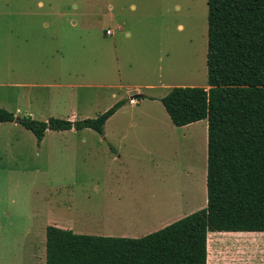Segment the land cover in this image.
I'll list each match as a JSON object with an SVG mask.
<instances>
[{
  "label": "rangeland",
  "instance_id": "374dc122",
  "mask_svg": "<svg viewBox=\"0 0 264 264\" xmlns=\"http://www.w3.org/2000/svg\"><path fill=\"white\" fill-rule=\"evenodd\" d=\"M206 48L207 0H0V107L25 115L26 107L36 106L24 94L35 95L38 83L52 80L89 85L79 90L87 93L90 118L129 90L158 96L173 86L207 88ZM39 116L35 119L45 121ZM49 117L62 118L53 107ZM205 124L207 129L206 119L176 127L160 140L169 182L161 190L166 198L154 200L158 207L181 191L188 198L196 191L203 202ZM105 130L133 132V106L128 102ZM47 132L37 146L21 125L0 124V264H25L39 239L38 221L30 213L48 197L64 157L56 152L60 137ZM141 201L135 214L148 222L161 209ZM256 234L209 233L207 264L263 263L264 252L259 259L260 247L253 243Z\"/></svg>",
  "mask_w": 264,
  "mask_h": 264
},
{
  "label": "trees",
  "instance_id": "16d2710c",
  "mask_svg": "<svg viewBox=\"0 0 264 264\" xmlns=\"http://www.w3.org/2000/svg\"><path fill=\"white\" fill-rule=\"evenodd\" d=\"M206 84L159 99L175 126L206 119V205L138 238L48 225L44 264H207L209 232H264V0H207ZM125 101L78 120L0 107V123L21 125L39 146L47 130L102 133Z\"/></svg>",
  "mask_w": 264,
  "mask_h": 264
},
{
  "label": "crops",
  "instance_id": "0c3cea01",
  "mask_svg": "<svg viewBox=\"0 0 264 264\" xmlns=\"http://www.w3.org/2000/svg\"><path fill=\"white\" fill-rule=\"evenodd\" d=\"M112 33L111 30L110 34ZM53 81L38 83L35 95L30 92L24 94L26 101L36 106V109L26 107L24 114L32 118L44 115L41 118L46 120L52 114L53 107L54 114L65 119L78 120L76 117L79 114V119L86 117L88 112L85 104L88 101L84 96L87 93L83 91L82 94L79 89H89L90 86L57 85ZM33 87L35 86L31 88ZM155 88L157 85H149V89ZM137 92L139 91L133 89L121 97L116 95L113 98L115 102L120 99L126 101L105 121L102 133L94 130L81 131L83 129L52 132L53 136L60 137L61 142L56 152L64 157L60 159L59 170H56L57 177L50 181L48 197L30 213L31 218L38 221V228L34 233L40 236L27 264H44L45 230L48 225L68 229L74 234L138 238L199 210L206 204L205 187L203 202L200 196H196V191L189 198L181 191L174 200L167 201L162 207L156 205L154 200L165 198L161 195V190L169 182L168 169H164L169 163L161 156L160 140L168 138L176 127H188L201 120L175 126L159 101L165 95L140 93L145 97L130 100L129 97ZM127 101L133 106V132L106 131V124L124 108ZM15 112L21 113L18 108ZM142 125L152 130H136L141 129ZM44 136L39 146H43ZM204 136L205 183L206 124ZM140 201L141 204L161 210L157 214L151 213L155 215L152 220L141 222L143 217L135 214ZM257 233L253 243L260 247L258 258L261 259L264 252L261 251V247H264V232Z\"/></svg>",
  "mask_w": 264,
  "mask_h": 264
},
{
  "label": "water",
  "instance_id": "95a60500",
  "mask_svg": "<svg viewBox=\"0 0 264 264\" xmlns=\"http://www.w3.org/2000/svg\"><path fill=\"white\" fill-rule=\"evenodd\" d=\"M139 96H140V94L131 95V96L129 97V99H130V100H133V99L138 98Z\"/></svg>",
  "mask_w": 264,
  "mask_h": 264
},
{
  "label": "built area",
  "instance_id": "2783aa9c",
  "mask_svg": "<svg viewBox=\"0 0 264 264\" xmlns=\"http://www.w3.org/2000/svg\"><path fill=\"white\" fill-rule=\"evenodd\" d=\"M105 33H106V34H110V33H111V30H110V29H106V30H105Z\"/></svg>",
  "mask_w": 264,
  "mask_h": 264
},
{
  "label": "bare ground",
  "instance_id": "6f19581e",
  "mask_svg": "<svg viewBox=\"0 0 264 264\" xmlns=\"http://www.w3.org/2000/svg\"><path fill=\"white\" fill-rule=\"evenodd\" d=\"M166 198V197H165Z\"/></svg>",
  "mask_w": 264,
  "mask_h": 264
}]
</instances>
